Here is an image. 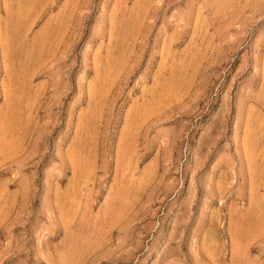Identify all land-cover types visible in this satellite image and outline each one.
I'll use <instances>...</instances> for the list:
<instances>
[{"label": "rangeland", "instance_id": "rangeland-1", "mask_svg": "<svg viewBox=\"0 0 264 264\" xmlns=\"http://www.w3.org/2000/svg\"><path fill=\"white\" fill-rule=\"evenodd\" d=\"M0 264H264V0H0Z\"/></svg>", "mask_w": 264, "mask_h": 264}]
</instances>
